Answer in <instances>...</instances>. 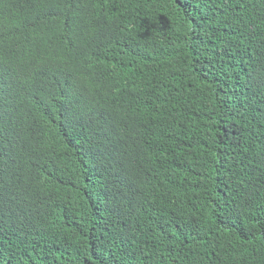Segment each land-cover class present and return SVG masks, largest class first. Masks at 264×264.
<instances>
[{
    "label": "trees",
    "instance_id": "16d2710c",
    "mask_svg": "<svg viewBox=\"0 0 264 264\" xmlns=\"http://www.w3.org/2000/svg\"><path fill=\"white\" fill-rule=\"evenodd\" d=\"M0 264H264V0H0Z\"/></svg>",
    "mask_w": 264,
    "mask_h": 264
}]
</instances>
